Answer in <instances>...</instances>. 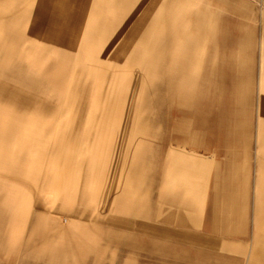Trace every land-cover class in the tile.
Masks as SVG:
<instances>
[{
	"label": "rangeland",
	"instance_id": "obj_1",
	"mask_svg": "<svg viewBox=\"0 0 264 264\" xmlns=\"http://www.w3.org/2000/svg\"><path fill=\"white\" fill-rule=\"evenodd\" d=\"M0 210V264H264V0H0Z\"/></svg>",
	"mask_w": 264,
	"mask_h": 264
},
{
	"label": "crops",
	"instance_id": "obj_2",
	"mask_svg": "<svg viewBox=\"0 0 264 264\" xmlns=\"http://www.w3.org/2000/svg\"><path fill=\"white\" fill-rule=\"evenodd\" d=\"M183 160H184V162H183V170H185L183 172H185V173L188 172L189 173V172H192V171H195L196 172L197 170H199L197 168L201 164H199L200 161H197V159L195 160L196 162H193V167L191 166V168L188 167V164L187 163H190V161L193 160V159L191 158V160H187V159L183 158ZM186 187H187V185L186 184H183L182 182L179 184V190L181 192L180 193V196H185L184 193H183L184 192L183 189H185ZM185 204H188L189 205V202H187L186 199H185ZM0 212H1V210H0ZM0 223H1V221H0Z\"/></svg>",
	"mask_w": 264,
	"mask_h": 264
},
{
	"label": "snow or ice",
	"instance_id": "obj_3",
	"mask_svg": "<svg viewBox=\"0 0 264 264\" xmlns=\"http://www.w3.org/2000/svg\"><path fill=\"white\" fill-rule=\"evenodd\" d=\"M58 2H62V0H58ZM50 31L53 35V38H55L56 34L58 33V29L56 28H50Z\"/></svg>",
	"mask_w": 264,
	"mask_h": 264
}]
</instances>
